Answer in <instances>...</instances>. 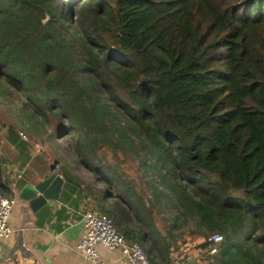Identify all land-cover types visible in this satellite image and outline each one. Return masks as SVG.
Wrapping results in <instances>:
<instances>
[{
  "label": "trees",
  "instance_id": "1",
  "mask_svg": "<svg viewBox=\"0 0 264 264\" xmlns=\"http://www.w3.org/2000/svg\"><path fill=\"white\" fill-rule=\"evenodd\" d=\"M3 87L63 118L85 195L149 262L190 223L222 236L209 264H264L261 236L230 239L264 218V0H0Z\"/></svg>",
  "mask_w": 264,
  "mask_h": 264
},
{
  "label": "crops",
  "instance_id": "2",
  "mask_svg": "<svg viewBox=\"0 0 264 264\" xmlns=\"http://www.w3.org/2000/svg\"><path fill=\"white\" fill-rule=\"evenodd\" d=\"M9 130L0 140L2 183L16 204L8 218L11 235L0 241V264H93L75 250L84 232L83 212L96 210L84 193V182L69 170L71 166L64 169L72 178L60 172L57 168L63 162L60 156L55 155L58 158L48 163L50 152L15 139ZM17 142L24 145L16 150ZM11 151L13 155H9ZM22 153L29 156L22 158ZM36 183H42L41 193L32 189ZM43 193L45 197L40 202L37 197ZM156 224L160 228V223ZM177 237L175 244H178ZM202 238H185L179 248L174 249L170 264H206ZM187 249L194 251L192 258L182 253ZM97 253L102 264H121L117 251L98 246Z\"/></svg>",
  "mask_w": 264,
  "mask_h": 264
},
{
  "label": "rangeland",
  "instance_id": "3",
  "mask_svg": "<svg viewBox=\"0 0 264 264\" xmlns=\"http://www.w3.org/2000/svg\"><path fill=\"white\" fill-rule=\"evenodd\" d=\"M0 94H2L0 96V140L4 137V135L7 134L9 129H11L15 139L17 132H20L25 135L26 142L37 145L46 152H50L51 159L48 160V163L52 164V161L57 158L55 155L60 156L62 159V154H67L65 159H62V161H65L63 165L71 166L72 169L69 170L80 177L84 183H91L93 181V175L91 172L84 170V168H82L77 162L76 157L73 156L69 147L70 145L67 135L57 136L54 132L55 125L59 124L60 120L63 118L60 116H54L50 112H45L47 118H43L39 112H33L28 105L29 100L26 99V97L21 92L15 93L13 90L3 87ZM21 145L24 144L17 142L15 149H19ZM9 155H13V151H11ZM25 155L29 156L27 153H22V158L25 157ZM129 171L133 172V167L129 166ZM191 230L192 225L190 223L182 224L180 226V229L176 234V236H178V244H176L175 249L179 248V246L185 241V238L192 240L198 237L192 234L190 232ZM260 236L261 242L257 245V248L260 252L258 255L264 261V218H257L254 223H244L241 232H238L235 235H230V239L235 243H239L247 238V245H249L254 238ZM204 248L205 247L203 246L201 247L203 252L206 253ZM192 252H194L192 249L182 250V253H185L184 255L186 256L188 255V258L193 257L191 254ZM212 257L213 256L206 255V261H211ZM228 258L234 259L233 262H237L238 259L242 258V253H238L235 250L228 256Z\"/></svg>",
  "mask_w": 264,
  "mask_h": 264
},
{
  "label": "built area",
  "instance_id": "4",
  "mask_svg": "<svg viewBox=\"0 0 264 264\" xmlns=\"http://www.w3.org/2000/svg\"><path fill=\"white\" fill-rule=\"evenodd\" d=\"M21 139L25 135L18 132ZM16 204L15 199L0 195V241L11 235L12 229L8 224L11 209ZM83 235L75 250L82 258L93 264H102L97 253V247L103 246L109 251H117L121 264H153L149 262L143 248L128 241L115 221L108 215L97 210H86L82 214ZM205 252L213 255L221 241V235L213 233L203 238Z\"/></svg>",
  "mask_w": 264,
  "mask_h": 264
},
{
  "label": "water",
  "instance_id": "5",
  "mask_svg": "<svg viewBox=\"0 0 264 264\" xmlns=\"http://www.w3.org/2000/svg\"><path fill=\"white\" fill-rule=\"evenodd\" d=\"M4 168V166H3ZM32 189L37 192H42V183H36L32 186ZM45 197V194L43 193L40 197H37V199L41 202V200ZM33 198V197H31ZM35 201V199L30 200V203L32 204Z\"/></svg>",
  "mask_w": 264,
  "mask_h": 264
},
{
  "label": "clouds",
  "instance_id": "6",
  "mask_svg": "<svg viewBox=\"0 0 264 264\" xmlns=\"http://www.w3.org/2000/svg\"><path fill=\"white\" fill-rule=\"evenodd\" d=\"M204 237H205V236H204ZM204 237H203V238H204ZM203 238H202V239H203ZM221 240H222V236H221ZM220 242H221V241H220ZM219 244H220V243H219ZM219 244H218V246H217V251H218ZM217 251H216V253H217ZM216 253H215V254H216ZM205 254L208 255L207 253H205ZM215 254L210 255V256H214Z\"/></svg>",
  "mask_w": 264,
  "mask_h": 264
}]
</instances>
